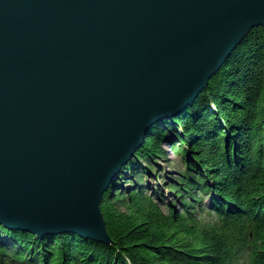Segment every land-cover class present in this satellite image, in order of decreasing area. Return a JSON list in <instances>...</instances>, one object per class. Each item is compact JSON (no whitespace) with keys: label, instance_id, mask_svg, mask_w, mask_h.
<instances>
[{"label":"water","instance_id":"1","mask_svg":"<svg viewBox=\"0 0 264 264\" xmlns=\"http://www.w3.org/2000/svg\"><path fill=\"white\" fill-rule=\"evenodd\" d=\"M264 0H0V225L111 245L101 205Z\"/></svg>","mask_w":264,"mask_h":264},{"label":"trees","instance_id":"2","mask_svg":"<svg viewBox=\"0 0 264 264\" xmlns=\"http://www.w3.org/2000/svg\"><path fill=\"white\" fill-rule=\"evenodd\" d=\"M181 161L174 173L165 146ZM154 182V183H152ZM113 243L0 225V264H264V27L181 114L154 125L105 194Z\"/></svg>","mask_w":264,"mask_h":264},{"label":"rangeland","instance_id":"3","mask_svg":"<svg viewBox=\"0 0 264 264\" xmlns=\"http://www.w3.org/2000/svg\"><path fill=\"white\" fill-rule=\"evenodd\" d=\"M165 149L168 151V155L171 160H173L170 164H160V166L166 170L169 173H174L177 169H181V161L180 159L176 156L174 151L172 150L171 146L166 145ZM154 183V182H152Z\"/></svg>","mask_w":264,"mask_h":264}]
</instances>
